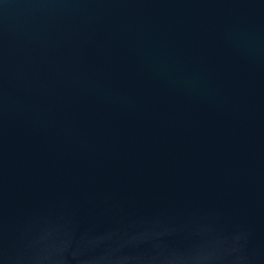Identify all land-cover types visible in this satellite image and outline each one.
I'll return each mask as SVG.
<instances>
[{
  "label": "water",
  "instance_id": "95a60500",
  "mask_svg": "<svg viewBox=\"0 0 264 264\" xmlns=\"http://www.w3.org/2000/svg\"><path fill=\"white\" fill-rule=\"evenodd\" d=\"M0 264H264V0H0Z\"/></svg>",
  "mask_w": 264,
  "mask_h": 264
}]
</instances>
